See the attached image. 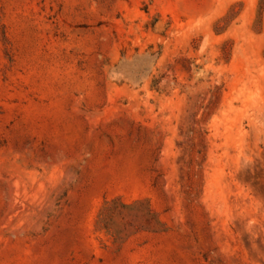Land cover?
<instances>
[{"label":"rangeland","instance_id":"374dc122","mask_svg":"<svg viewBox=\"0 0 264 264\" xmlns=\"http://www.w3.org/2000/svg\"><path fill=\"white\" fill-rule=\"evenodd\" d=\"M0 264H264V2L0 0Z\"/></svg>","mask_w":264,"mask_h":264},{"label":"trees","instance_id":"16d2710c","mask_svg":"<svg viewBox=\"0 0 264 264\" xmlns=\"http://www.w3.org/2000/svg\"><path fill=\"white\" fill-rule=\"evenodd\" d=\"M264 2V0H262Z\"/></svg>","mask_w":264,"mask_h":264}]
</instances>
